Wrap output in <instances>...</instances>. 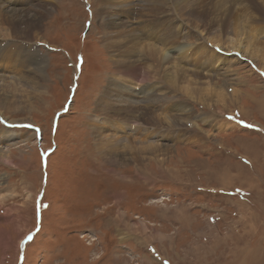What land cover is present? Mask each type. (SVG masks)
I'll return each mask as SVG.
<instances>
[{
  "label": "rangeland",
  "instance_id": "obj_1",
  "mask_svg": "<svg viewBox=\"0 0 264 264\" xmlns=\"http://www.w3.org/2000/svg\"><path fill=\"white\" fill-rule=\"evenodd\" d=\"M27 1L16 7H48L49 14L30 37L13 30L32 42L9 37L0 62L6 52L11 57L0 72L8 80L28 74L35 63L24 69L12 51L32 44L45 58L44 73L23 110L11 111V98L0 95V149L9 155L0 161V264H264V46L255 53L221 47L223 62L207 63L211 81L203 71L195 75L200 58L191 55L189 77L172 91L160 76L146 84L115 68L103 46L108 20L98 15L100 0ZM256 20L243 29L261 44L264 20ZM0 31L11 34L6 24ZM198 37L195 48H209ZM112 74L137 92L159 82L156 97L135 98L142 101L136 110L167 111L176 123L182 101L193 124L184 119L166 129L144 118L138 132L125 131L116 126L128 118L119 111L102 116L103 126L98 117L106 113L95 101ZM202 88L220 90L223 102ZM94 120L102 135L112 136L109 122L121 136L145 139L154 130L168 153L163 161L113 166L95 149ZM9 134L17 142H5Z\"/></svg>",
  "mask_w": 264,
  "mask_h": 264
},
{
  "label": "bare ground",
  "instance_id": "obj_2",
  "mask_svg": "<svg viewBox=\"0 0 264 264\" xmlns=\"http://www.w3.org/2000/svg\"><path fill=\"white\" fill-rule=\"evenodd\" d=\"M26 1L0 0V24H6L11 31L10 36L4 35L0 31V49L2 46L8 45L7 42L9 41L7 39L9 37L15 40L32 42L14 35L13 30H17L20 34L24 31L23 36H27L37 29L39 20L43 19L45 14H49L48 7L39 8L40 6H37L35 8L32 6L34 11L37 9L33 13L31 11L29 13L27 11L29 9L16 7H21V4ZM97 10L99 16H107L108 21L103 23L102 27L103 46L110 53V59L115 63V68L122 70L120 74H135V79H141L146 84L151 82V79H154V81L161 80L172 91L174 88L176 89V85H179L181 80L185 81L189 77L187 73L191 70L187 67L191 65V55L195 54L200 58L198 59L200 61L199 67L195 62L196 66L193 68L195 75L203 71L211 81L214 75L209 67L216 68L218 63L223 62L221 57L223 53L219 52L221 47L228 50L233 48L239 50L238 47H251L255 53L264 46V43L259 44L260 42H256L253 40L254 38L246 35L243 29L244 24L249 26L250 22L255 23L253 20H256V17L259 20H264V0H100ZM256 21L258 22V20ZM261 25V35L264 37V25ZM196 35L200 39L203 38L204 40H202L208 44L209 48H203V46L202 48H195L194 38L197 37ZM31 45L29 44L25 48L21 47L20 51L17 49L12 51L18 57L20 65L24 69L27 68V62L33 61L35 63V65L32 63L34 66L31 69L27 68L29 70L28 74H32L30 77L25 74L16 79L11 76L10 78L14 79L8 80L6 79L8 75L5 77L6 74L0 72V95L6 94L11 98L10 100L13 102L8 103V107L12 108L11 111L23 110L27 107L25 106V97L30 93V90L37 92L39 78L44 73L45 58L39 55ZM205 50L209 54L205 53ZM240 52L242 53V51ZM9 54V52H6L5 57L2 55L4 60L0 64L2 62L4 64L8 63V58L11 57ZM207 63L209 67H207ZM203 66L208 69L205 70ZM118 75L112 74L109 76L107 86L101 90L102 92L95 101L96 110L106 113L101 117L97 115L103 126L106 124L105 118L102 116L110 115L113 117L114 115L116 117L119 115V111H122L123 116L128 118L123 121L122 125L116 122V126H120L121 130L125 129V131L126 129L133 131L137 129L136 132H138L140 127L146 124L142 122L144 118L149 119L151 122L155 121L152 125L161 122L166 129H175L177 124L185 121L184 119L189 124H193L192 121L188 120L193 113L189 112L188 105L182 101L175 103H179V111L176 113L179 115L180 121L178 120L177 124L174 122V118H169L167 111L157 114L149 108V111L143 114L142 111L146 106L136 110V103L142 101L139 100V102L134 103L135 98L141 96L140 99H147L150 93H153L156 97L155 93L158 90L159 82H153L145 86L142 91L137 92L124 84V76ZM159 76L161 79H159ZM127 82H130V80ZM184 85L181 86L184 93L191 95V90L189 91V88ZM212 85L214 86V84ZM204 91L207 92V97H214L213 100L216 99L219 104L223 102L224 94L220 90L202 88V92ZM119 104L124 105L122 109L115 108ZM260 105L263 106L264 103ZM159 110H162V108L160 107ZM138 111H141V115L138 116L139 120H134L137 119L136 112ZM156 117H162L161 121H158ZM130 120H134V125H130ZM97 121H93V132L91 133L94 138L95 149L106 162L113 166L132 160L136 163L137 161L144 162L145 159L163 161L164 156L168 153L166 150L168 145L161 143L158 138L160 136L154 130L149 134L150 137H145V139L139 136L128 137L125 131L124 136H121L118 132L120 128L109 122L108 126L111 128L112 136L108 133L102 135L98 133L100 130ZM113 129L114 132H112ZM10 134L4 137V141L17 142V140H13ZM156 141L161 144H157ZM123 148L122 153L120 150ZM128 150H131L132 153L126 156L124 152ZM160 156H162L161 159ZM8 158V152L0 149V161L9 162Z\"/></svg>",
  "mask_w": 264,
  "mask_h": 264
}]
</instances>
